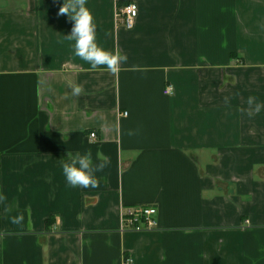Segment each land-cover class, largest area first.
<instances>
[{
    "label": "crops",
    "instance_id": "crops-1",
    "mask_svg": "<svg viewBox=\"0 0 264 264\" xmlns=\"http://www.w3.org/2000/svg\"><path fill=\"white\" fill-rule=\"evenodd\" d=\"M62 4L0 0V264H264V0H87L116 73L73 55Z\"/></svg>",
    "mask_w": 264,
    "mask_h": 264
},
{
    "label": "clouds",
    "instance_id": "clouds-1",
    "mask_svg": "<svg viewBox=\"0 0 264 264\" xmlns=\"http://www.w3.org/2000/svg\"><path fill=\"white\" fill-rule=\"evenodd\" d=\"M60 14H66L73 22L67 39L74 41L73 55L88 63L93 70L104 66L112 73L119 70V65L126 62L128 57L119 51L104 48L97 42L96 24L94 17L87 7V0H63L59 9ZM83 86H72V95L78 96L83 93ZM249 104L254 103L249 98ZM262 105L256 104L257 111ZM107 166V162L92 163L91 152L76 153L70 160L62 165V172L68 185L73 188H95L98 186L97 173Z\"/></svg>",
    "mask_w": 264,
    "mask_h": 264
},
{
    "label": "built area",
    "instance_id": "built-area-1",
    "mask_svg": "<svg viewBox=\"0 0 264 264\" xmlns=\"http://www.w3.org/2000/svg\"><path fill=\"white\" fill-rule=\"evenodd\" d=\"M138 14V5L134 2H131L119 9L118 18L127 29H132L135 25ZM172 90V86H168L165 92L169 94L172 92ZM91 137L95 138L96 134L91 133ZM157 213V209L152 206L141 208H128L123 214L124 228L126 230L129 229L138 232L157 228ZM125 264H133V258H126Z\"/></svg>",
    "mask_w": 264,
    "mask_h": 264
}]
</instances>
